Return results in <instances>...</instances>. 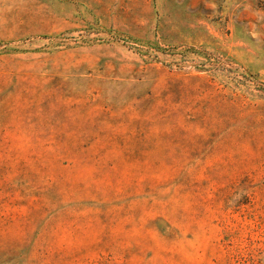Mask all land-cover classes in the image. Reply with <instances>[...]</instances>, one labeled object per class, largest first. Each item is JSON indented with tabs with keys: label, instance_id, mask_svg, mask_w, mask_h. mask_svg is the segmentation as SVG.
Instances as JSON below:
<instances>
[{
	"label": "rangeland",
	"instance_id": "374dc122",
	"mask_svg": "<svg viewBox=\"0 0 264 264\" xmlns=\"http://www.w3.org/2000/svg\"><path fill=\"white\" fill-rule=\"evenodd\" d=\"M0 264H264V0H0Z\"/></svg>",
	"mask_w": 264,
	"mask_h": 264
}]
</instances>
